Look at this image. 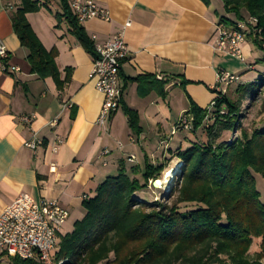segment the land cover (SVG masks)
Returning a JSON list of instances; mask_svg holds the SVG:
<instances>
[{
	"label": "crops",
	"instance_id": "1",
	"mask_svg": "<svg viewBox=\"0 0 264 264\" xmlns=\"http://www.w3.org/2000/svg\"><path fill=\"white\" fill-rule=\"evenodd\" d=\"M93 1L109 12L111 20L83 23L89 38L104 43L123 33L129 50L120 72L122 106L105 127L98 124L104 96L90 78L93 58L71 34L67 21L57 27L61 0H50L48 7L27 15L45 49L57 50L62 79L71 69V80L61 90L53 79L41 80L31 73L29 52L14 30L19 1L0 0V41L9 51L8 63L20 69L5 74L0 63V212L20 194L37 203L56 201L69 212L68 221L75 216L72 231L85 217L84 201L118 174L121 162L128 173L133 167L143 170L146 160L165 165L157 158L172 149L165 129L170 115L178 121L192 103L208 108L217 74L231 72L226 66L230 56L214 46L220 19L231 16L222 0H210L209 6L201 0ZM67 102L71 108L64 109ZM126 108L139 115L140 134L131 130ZM24 115L34 116L30 125L21 122ZM174 132L175 126L171 134L177 136L179 131ZM35 134L42 144L32 150L26 143ZM153 138L159 139V146L166 144L165 149H154ZM183 138L176 141L178 149L190 142L181 146ZM104 150L110 154L101 158ZM130 156L134 162H128ZM3 257L7 256L0 254V264Z\"/></svg>",
	"mask_w": 264,
	"mask_h": 264
},
{
	"label": "trees",
	"instance_id": "2",
	"mask_svg": "<svg viewBox=\"0 0 264 264\" xmlns=\"http://www.w3.org/2000/svg\"><path fill=\"white\" fill-rule=\"evenodd\" d=\"M18 1L14 30L29 52L30 71L41 80L53 79L61 90L71 80V69L65 70L62 79L56 65L57 50L45 49L27 19L48 7L50 0ZM201 1L210 4V0ZM222 2L225 13L235 20L222 17L220 26L256 19L257 25L250 27L248 34L264 51V0ZM61 8L62 13L56 14L57 27L67 21L71 34L96 59L94 41L68 0H61ZM262 83L264 80L239 83L233 94L216 98L211 112L191 104L185 112L194 118L189 133L195 135L203 129L205 139L199 142L194 136L187 147L175 152L183 166L167 198L141 200L149 184L161 179L165 165L154 166L146 160L143 170L133 167L128 173L121 162L118 174L108 177L95 197L84 201L85 217L60 238L55 263L264 264V202L255 178V174L264 178V126L249 129L243 123L244 102L254 105L264 95ZM125 113L131 130L140 134L139 115L128 108ZM238 132V137L221 140L224 133ZM254 240H260V253L251 259ZM10 261L38 264L16 258Z\"/></svg>",
	"mask_w": 264,
	"mask_h": 264
},
{
	"label": "built area",
	"instance_id": "3",
	"mask_svg": "<svg viewBox=\"0 0 264 264\" xmlns=\"http://www.w3.org/2000/svg\"><path fill=\"white\" fill-rule=\"evenodd\" d=\"M69 5L81 24L93 19L103 22L111 20L109 12L93 0H70ZM9 8L12 7L9 6ZM129 25L130 23L126 27ZM256 25L257 20L250 18L236 26H219L214 41L216 51L244 61L242 48L247 39L246 33L250 32V27ZM92 40L97 57L93 60L90 78L94 80L96 89L104 96L98 124L105 127L122 106L124 90L120 81V72L123 62L128 58L129 50L123 33L104 43L96 42L95 36ZM9 56L7 47L0 41L2 71L5 74L19 72V68L8 63ZM239 81L238 75L220 71L217 74L216 85L212 88L215 92V99L207 110L211 112L216 106V98L219 95L220 97L225 96L229 86ZM63 108H71V105L68 102L64 103ZM33 119L34 116L27 115L20 118L21 122L27 125H30ZM193 122L194 118L191 114H182L175 125V132H191ZM59 143L62 142L59 141ZM41 144L35 134L33 139L26 143V147L36 150ZM52 151L56 152L57 148H53ZM109 154L108 150H104L102 156ZM135 159L134 156H130L128 162H134ZM68 219L69 212L58 202L43 200L37 203L30 195L20 194L13 204L0 212V254L11 259L16 258L38 264H56L54 255L59 249L60 232ZM59 264H64V262Z\"/></svg>",
	"mask_w": 264,
	"mask_h": 264
},
{
	"label": "rangeland",
	"instance_id": "4",
	"mask_svg": "<svg viewBox=\"0 0 264 264\" xmlns=\"http://www.w3.org/2000/svg\"><path fill=\"white\" fill-rule=\"evenodd\" d=\"M223 14H225V13L223 12ZM228 18L233 20L234 16L231 15ZM246 36H247V39H246L245 44L243 45V48H242L243 57L245 60L240 61L238 59L228 57L229 60L226 61L227 69L229 71H231V73L236 74L240 77L239 83L250 82V81H262V80H264V51L257 47V45L253 41V38L252 37L250 38L248 33H246ZM239 83H235V84H232L229 86V88H228V94L229 95L233 94L234 90L236 89V87L238 86ZM262 84L264 85V83H262ZM262 88H264V87H262ZM263 97H264V95L259 97L255 101L254 105H252L251 101H249V100L244 102L243 111L245 113V119L243 120V123L249 129H251L253 127L260 128V127L264 126ZM214 99H215V97H214ZM176 121H177V116L175 114L170 115L169 122L165 127L166 137H168V140L166 143H169V145L172 147V149L166 150L165 149L166 144L159 146V144H158L159 139L158 138L157 139L153 138L151 141V145H154V149L157 147H162V149H165V151H166V152L164 151L162 155H160V156L158 155L159 158H157V159L161 160V163L165 164V169L161 174V179L158 181H161L164 179V173L167 170H169V169L173 168L175 165L181 163L174 156L175 152L178 150V146H175L176 141L178 139H181L184 137L183 141H181V143H180L181 146H183V144H184V147H185L186 143L188 144L189 140H191V139L194 140L193 139L194 136L196 137L195 139L199 142H201L202 139H205L203 137V129L199 130L195 135H192L188 131H179L177 136H172L171 132H172V130L176 124ZM238 136H240L239 132L238 133H232V134L231 133H224L221 140L222 141H228V140H231V139L238 137ZM131 142L133 143L134 140L131 139ZM180 148H182V147H180ZM102 157L103 156H101V158ZM164 157H166V158H164ZM155 160H156V158L154 157L153 161H155ZM182 166H183V164L180 167V170H179V173L177 174L176 179L174 180L172 186L170 187V189L167 192H169L171 190V188L178 182ZM255 178L257 181L258 190L261 193L262 200L264 202V178L260 175H257V174H255ZM167 192H164L161 188L160 189H154L152 186V183H150L147 191L144 193L145 195L142 194L143 197L141 196L142 197L141 200L147 199L148 201L151 202V201L156 200V199H161V196L167 198ZM146 195H149L150 197L147 196V198H146ZM69 217H70V214H69ZM74 217L75 216L73 215V218L71 220L67 221L68 223L66 222L67 224L64 226V228L61 229L60 238L72 231V227H73L72 223L74 221ZM258 253H260V240H254V243H253V245L250 249V252H249V256L251 259H254ZM1 264H11V263L7 257H3L1 259Z\"/></svg>",
	"mask_w": 264,
	"mask_h": 264
},
{
	"label": "bare ground",
	"instance_id": "5",
	"mask_svg": "<svg viewBox=\"0 0 264 264\" xmlns=\"http://www.w3.org/2000/svg\"><path fill=\"white\" fill-rule=\"evenodd\" d=\"M182 163H179L177 165H175L173 168L167 170L164 173V179L161 181H158V185L159 187L164 191L167 192L170 187L172 186L174 180L177 177V174L179 173L180 167H181Z\"/></svg>",
	"mask_w": 264,
	"mask_h": 264
},
{
	"label": "water",
	"instance_id": "6",
	"mask_svg": "<svg viewBox=\"0 0 264 264\" xmlns=\"http://www.w3.org/2000/svg\"><path fill=\"white\" fill-rule=\"evenodd\" d=\"M157 183H158V181H155V182L152 183V186H153L154 189H160V187H159V185Z\"/></svg>",
	"mask_w": 264,
	"mask_h": 264
}]
</instances>
